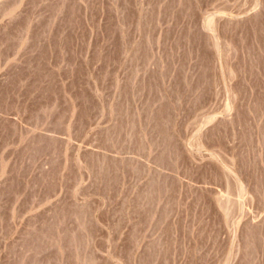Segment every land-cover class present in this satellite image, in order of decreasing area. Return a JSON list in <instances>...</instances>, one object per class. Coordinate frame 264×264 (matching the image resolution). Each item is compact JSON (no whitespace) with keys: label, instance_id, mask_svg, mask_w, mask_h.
<instances>
[{"label":"rangeland","instance_id":"rangeland-1","mask_svg":"<svg viewBox=\"0 0 264 264\" xmlns=\"http://www.w3.org/2000/svg\"><path fill=\"white\" fill-rule=\"evenodd\" d=\"M0 264H264V0H0Z\"/></svg>","mask_w":264,"mask_h":264}]
</instances>
